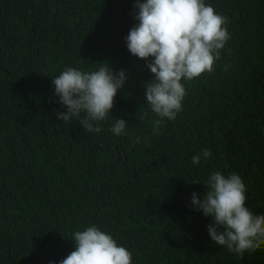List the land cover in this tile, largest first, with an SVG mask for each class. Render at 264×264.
I'll return each instance as SVG.
<instances>
[{"label": "trees", "instance_id": "trees-1", "mask_svg": "<svg viewBox=\"0 0 264 264\" xmlns=\"http://www.w3.org/2000/svg\"><path fill=\"white\" fill-rule=\"evenodd\" d=\"M0 264H264V0H0Z\"/></svg>", "mask_w": 264, "mask_h": 264}]
</instances>
